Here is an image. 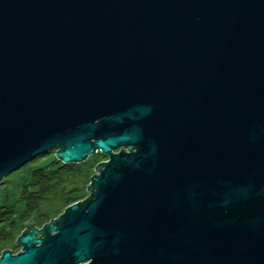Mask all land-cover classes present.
Segmentation results:
<instances>
[{
  "label": "water",
  "instance_id": "95a60500",
  "mask_svg": "<svg viewBox=\"0 0 264 264\" xmlns=\"http://www.w3.org/2000/svg\"><path fill=\"white\" fill-rule=\"evenodd\" d=\"M54 149L107 160L0 264H264V0H0V183Z\"/></svg>",
  "mask_w": 264,
  "mask_h": 264
},
{
  "label": "rangeland",
  "instance_id": "374dc122",
  "mask_svg": "<svg viewBox=\"0 0 264 264\" xmlns=\"http://www.w3.org/2000/svg\"><path fill=\"white\" fill-rule=\"evenodd\" d=\"M55 152L56 149L50 150L34 158L33 160L27 162L22 167L8 174L2 179V182L0 183V213H3L5 216L0 217V220L3 219L5 222L0 224V234H3L5 232L3 231V228L6 229L4 225H6L8 221L11 220H13V222H17L15 229V231L17 230L16 237L22 234L23 230L25 229V227L24 228L22 226L19 227V225H21L19 224V215L22 213L24 207L22 194L26 188L30 192H32L31 190L32 178L34 173L37 172L38 169L54 171L56 168H58L63 164L61 161L56 159ZM106 160H107V156L102 155L101 153L98 152L93 155H90L84 162L78 164L76 163H70V164L71 166L76 164V166H78L83 171V169H85L88 165H90L89 164L90 162L91 164H94L95 167L99 162H104ZM94 167L92 172L93 174L96 173ZM82 171L77 177L79 179H77L76 182L73 184L61 179L62 174L64 175V172H60L61 177L60 176L58 177L60 179H58L56 185H54L52 188L50 187L52 190H50L48 193L42 196L41 200L38 201V203H36L37 205L33 211V215L36 216L39 214L45 215L42 217L43 221H46V223H48L51 217L55 219L58 217L59 214H61L64 211V208L60 207L61 205L59 202H62V199L66 198V196H68L69 201L72 203H76L78 201L84 200L89 195L87 190H85L87 186L86 183L88 177L87 176L85 177ZM75 188L78 189L81 188L82 190L80 191V193L76 194V191H74ZM77 196L79 197L77 198ZM32 206L35 207L33 202H32ZM31 220H33L32 217L31 219H29V221ZM27 221L28 220L22 222L26 223ZM36 229L38 230L40 228L37 227ZM8 247L11 249L10 250L11 252H14L16 254L21 250V248L18 245L14 244V241H11L9 243V246H7V248Z\"/></svg>",
  "mask_w": 264,
  "mask_h": 264
},
{
  "label": "trees",
  "instance_id": "16d2710c",
  "mask_svg": "<svg viewBox=\"0 0 264 264\" xmlns=\"http://www.w3.org/2000/svg\"><path fill=\"white\" fill-rule=\"evenodd\" d=\"M90 165H88L85 169H83V171L75 165H68V164H62L61 166H59L58 168H56L54 171H47V170H43V169H38L37 172L34 173L33 178H32V192H30L27 188L24 190L22 197H23V201H24V207L22 210V213L19 215V224H21L22 221L25 220H29L31 219V217L33 218V220H31L32 224L37 228L40 227L42 228L43 225L46 223V221H43V214H39V215H33V211L36 208V203H38V201L41 200V197L44 196L46 193H48L50 190H52L51 188L56 185V183L58 182V178L60 176V172H64V175L62 174L61 179L68 181L69 183H75L78 177V175L81 173V171L83 172V174L85 175V177H88L87 180V185L90 183V179L92 176H94L93 172V167L94 164H91V162L89 163ZM96 168V166L94 167V169ZM86 182V179H85ZM84 182V183H85ZM86 186V185H85ZM51 187V188H50ZM87 188V187H86ZM85 188V190H87ZM82 189L81 188H75L74 191H76V194L80 193ZM79 191V192H77ZM75 193V192H74ZM86 193V192H85ZM80 195V194H79ZM79 196H77L78 198ZM88 198V196L86 197ZM85 198V199H86ZM84 199V200H85ZM32 202L35 205L32 206ZM60 203V207L64 208V210L71 205L72 202L69 201L68 196H66V198L62 199V202ZM73 204V203H72ZM52 213V212H51ZM49 213V214H51ZM47 214V213H46ZM5 216L3 213H0V217ZM3 222H5L3 219L0 220V224H2ZM5 228H7L4 225ZM19 227H21V225H19ZM21 230V229H20ZM3 231H5L4 233H6V230L3 228ZM13 233L11 234L12 237H16L17 235V230H13ZM3 234H0V237ZM21 248V246H19Z\"/></svg>",
  "mask_w": 264,
  "mask_h": 264
},
{
  "label": "flooded vegetation",
  "instance_id": "af4514ba",
  "mask_svg": "<svg viewBox=\"0 0 264 264\" xmlns=\"http://www.w3.org/2000/svg\"><path fill=\"white\" fill-rule=\"evenodd\" d=\"M16 223L17 222H13V220L11 221H8V223L5 225L7 228L5 229L6 230V233H3V235L0 237V256L1 254L4 252V251H9L11 252L10 248L7 246H9V243L11 241H14V244L17 245V239H18V236L15 238V237H12L11 234L13 233L12 231L16 229ZM32 224V223H31ZM21 226L24 228V224L23 222L21 223ZM22 228V229H23ZM40 228V227H38ZM21 229V230H22ZM6 245V246H4ZM12 254H16L14 252H11Z\"/></svg>",
  "mask_w": 264,
  "mask_h": 264
}]
</instances>
